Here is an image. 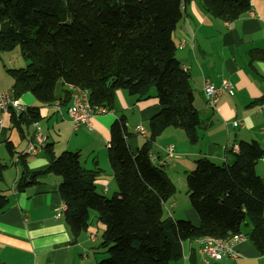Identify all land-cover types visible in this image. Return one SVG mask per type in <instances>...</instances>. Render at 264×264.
<instances>
[{"label": "trees", "instance_id": "16d2710c", "mask_svg": "<svg viewBox=\"0 0 264 264\" xmlns=\"http://www.w3.org/2000/svg\"><path fill=\"white\" fill-rule=\"evenodd\" d=\"M193 0H0V52L19 47L26 65L8 69L12 94L25 111L10 114L11 128L25 136L40 120L39 106L19 99L29 93L40 105L71 103L70 87L88 92L94 109L110 111L114 93L154 98L161 107L147 124L149 139L132 154L123 117L109 127L107 159L116 191L107 198L95 190L102 171L82 167L78 152L55 155L52 145L43 152L48 167L29 173L26 156L17 154L20 176L17 191L52 174L64 209L62 217L74 239L90 225L89 211L104 226L99 246L107 256L96 264H182L181 246L203 237L230 239L242 234L264 255V188L255 164L264 150L255 142L237 143L227 151L231 164H215L206 157L186 174V195L199 224L174 220L164 213L175 186L163 166L150 159L151 145L168 128L182 130L189 144L197 141L200 117L195 109L189 75L175 56L172 34L182 18V5ZM205 12L233 22L250 10L249 0H200ZM251 61L264 60V45L250 52ZM6 153L15 154L10 141ZM9 165L0 163V183ZM8 203L0 190V212ZM244 236V235H243Z\"/></svg>", "mask_w": 264, "mask_h": 264}, {"label": "crops", "instance_id": "0c3cea01", "mask_svg": "<svg viewBox=\"0 0 264 264\" xmlns=\"http://www.w3.org/2000/svg\"><path fill=\"white\" fill-rule=\"evenodd\" d=\"M249 3L250 10L233 22L211 17L200 0L182 5V18L172 39L176 59L189 75L193 104L200 117L197 141L189 144L184 132L183 135L168 128L150 148L153 162L171 171L166 175L176 192L180 190L173 181V176H177L175 170L182 171L186 178L200 157L215 164H231L234 158L227 151L240 141H255L264 150V60L251 61L250 57L252 50L264 45V0H249ZM180 41L182 45L177 46ZM9 78L0 76V91H12L13 80ZM204 78L216 86L223 80L231 85L232 95L223 91L214 110L206 106L201 91ZM19 101L27 106H39L40 120L36 125L56 156L63 151L78 152L83 168L102 171L95 181V190L105 197L116 186L107 159L109 127L116 119L124 118L129 133L126 143L134 154L146 141L136 134V127L141 125L148 130L149 119L161 109L154 95L137 100L117 90L112 110L97 112L90 128L74 130L67 117L69 103L61 105L55 101L40 106L29 93L23 94ZM232 122L239 124L233 127ZM44 123L47 129L51 128L52 134L47 129L44 132ZM5 141L13 145L12 158L5 151ZM30 144H34L33 126L21 136L11 128L10 114H5L0 126V163H8L9 167L3 171L0 190L7 196L8 203L0 212V264H96L107 256L99 246L101 239L97 238L104 226L98 222L77 239L72 237L61 214L64 205L57 191L59 177L46 174L38 178L37 184L16 190L15 183L20 176L17 154L26 156L29 173L48 167L49 157L43 150L26 153ZM167 147L172 148L169 158H165L164 153ZM254 172L264 188V156L255 164ZM170 200L169 209L164 207L166 216L178 220L177 215L182 211L187 221L194 226L199 224L188 199L181 205L176 195ZM57 214L60 216L56 217ZM250 231L251 224L247 220L242 226L244 238L234 247L240 255L238 258L210 261L209 264H264V255L259 254L246 237ZM198 247L199 240L182 244V264H201Z\"/></svg>", "mask_w": 264, "mask_h": 264}, {"label": "built area", "instance_id": "2783aa9c", "mask_svg": "<svg viewBox=\"0 0 264 264\" xmlns=\"http://www.w3.org/2000/svg\"><path fill=\"white\" fill-rule=\"evenodd\" d=\"M182 41L177 43V46L182 45ZM70 99L71 103L67 109V117L74 130L81 127L90 128L92 119L95 117L97 112H102L104 109H94L89 104L88 92L84 89L77 87H70ZM201 91L205 99L206 106L210 109H216L218 100L223 91H226L229 95H232L231 85L223 80L219 86L211 83L207 78L202 79ZM57 107V105H56ZM25 111V106L20 105L17 100L13 97L12 91H0V126L3 123V117L5 114L14 112L18 115ZM238 122H232L233 127L238 126ZM33 141L34 144H30L26 149L27 154H35L39 150L45 148V138L41 133V129L33 124ZM136 134L143 138L149 139L150 134L143 126L139 125L136 127ZM233 151H237V145H233L231 148ZM165 158H169L172 154V148L167 147L164 149ZM150 159L153 161L152 156ZM60 216L59 214L56 217ZM90 238L93 239L94 235L91 234ZM244 236L238 234L230 239L214 238V237H203L199 239V247L197 249L198 261L201 264H209L210 261H221V260H234L240 255L234 250V247ZM37 264V263H34Z\"/></svg>", "mask_w": 264, "mask_h": 264}, {"label": "rangeland", "instance_id": "374dc122", "mask_svg": "<svg viewBox=\"0 0 264 264\" xmlns=\"http://www.w3.org/2000/svg\"><path fill=\"white\" fill-rule=\"evenodd\" d=\"M25 65H26V63L24 62V60L21 57L19 47H15L11 51L0 52V76L1 77H3V78H5V77H8L9 78L10 77L11 78L10 74L7 71L8 69H18V68L24 67ZM148 94L149 95H155V88H154V86H151L149 88ZM42 127H43L44 132H47V130H48V132L52 134L51 128L47 129V126H46L45 123L42 125ZM170 130L178 131L179 133H182L183 134V131L182 130H179V129L170 128ZM175 171H176V173H174V174H177V176H173L174 177V180L173 181L176 183V185L178 186V188L180 190L178 192H175V195L177 197V201L181 205V204L185 203V201H187L185 177L183 176L182 171H180L179 169H176ZM175 171H172V173L175 172ZM165 172L170 174L171 171H169L168 167H165ZM181 177H182V179H181ZM116 189L117 188L115 186L114 191ZM113 192L108 193L106 195V197L107 198L111 197V195H112ZM170 201L171 200L169 199V201L166 202V205L164 206L165 209L168 208L167 206L169 205ZM89 216H90V225L89 226L92 227L96 223H98L97 214H96L95 211L90 210L89 211ZM177 216H178L177 218H180L178 220H187L186 217L184 215H182V211H180ZM97 238L100 239V236L98 235ZM103 250L106 251V249H103Z\"/></svg>", "mask_w": 264, "mask_h": 264}]
</instances>
